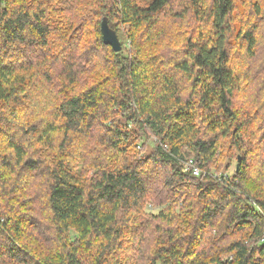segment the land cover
I'll list each match as a JSON object with an SVG mask.
<instances>
[{
	"label": "trees",
	"instance_id": "obj_1",
	"mask_svg": "<svg viewBox=\"0 0 264 264\" xmlns=\"http://www.w3.org/2000/svg\"><path fill=\"white\" fill-rule=\"evenodd\" d=\"M263 238L264 0H0V264H264Z\"/></svg>",
	"mask_w": 264,
	"mask_h": 264
},
{
	"label": "water",
	"instance_id": "obj_2",
	"mask_svg": "<svg viewBox=\"0 0 264 264\" xmlns=\"http://www.w3.org/2000/svg\"><path fill=\"white\" fill-rule=\"evenodd\" d=\"M101 31L104 44L111 46L115 52H121L123 49L121 41L116 31L110 27L108 19L106 17L102 20Z\"/></svg>",
	"mask_w": 264,
	"mask_h": 264
},
{
	"label": "built area",
	"instance_id": "obj_3",
	"mask_svg": "<svg viewBox=\"0 0 264 264\" xmlns=\"http://www.w3.org/2000/svg\"><path fill=\"white\" fill-rule=\"evenodd\" d=\"M188 166L191 168V170L193 171V174L195 176H200L202 174L201 170L196 166L193 159L188 160ZM228 176H229V174L220 175V177H223V178H228ZM262 242H264V238L262 239Z\"/></svg>",
	"mask_w": 264,
	"mask_h": 264
},
{
	"label": "rangeland",
	"instance_id": "obj_4",
	"mask_svg": "<svg viewBox=\"0 0 264 264\" xmlns=\"http://www.w3.org/2000/svg\"><path fill=\"white\" fill-rule=\"evenodd\" d=\"M148 210L149 211H151V212H153V213H158L161 209L160 208H156V207H148Z\"/></svg>",
	"mask_w": 264,
	"mask_h": 264
}]
</instances>
